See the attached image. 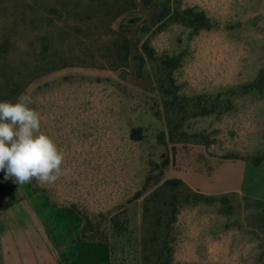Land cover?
<instances>
[{"label":"rangeland","instance_id":"374dc122","mask_svg":"<svg viewBox=\"0 0 264 264\" xmlns=\"http://www.w3.org/2000/svg\"><path fill=\"white\" fill-rule=\"evenodd\" d=\"M150 4L152 24L139 15L123 24L136 27L132 60L86 52L29 93L69 170L32 187L85 218L86 235L110 243L111 264H164L168 253L170 264H264V240L242 230L236 196L164 184L174 180L165 170L180 145L264 150V128L255 135L264 118L254 112L264 98V0L206 17L210 27L198 30L179 23L182 11L198 10L186 0Z\"/></svg>","mask_w":264,"mask_h":264},{"label":"crops","instance_id":"0c3cea01","mask_svg":"<svg viewBox=\"0 0 264 264\" xmlns=\"http://www.w3.org/2000/svg\"><path fill=\"white\" fill-rule=\"evenodd\" d=\"M186 1L210 22L245 9L244 0ZM155 14V5L141 0H0V102L15 103L21 94L64 76L69 61L83 60L86 52L96 59L132 60L139 53L137 31L123 24L139 15L150 25ZM254 112L264 118V98ZM260 118L255 135L264 128ZM230 152L240 157L222 156ZM253 156H259L257 164L249 159ZM165 175L202 196H236L242 230L264 240L261 148L250 143L238 151L229 144L219 150L206 143L180 145ZM82 225L76 211L54 206L48 195L35 193L32 181L5 180L0 171V264H111L110 243L83 241Z\"/></svg>","mask_w":264,"mask_h":264},{"label":"clouds","instance_id":"9594fccd","mask_svg":"<svg viewBox=\"0 0 264 264\" xmlns=\"http://www.w3.org/2000/svg\"><path fill=\"white\" fill-rule=\"evenodd\" d=\"M32 104L28 94L15 103L0 102V171L18 184H54L69 171L63 167L65 152L41 130V113Z\"/></svg>","mask_w":264,"mask_h":264},{"label":"trees","instance_id":"16d2710c","mask_svg":"<svg viewBox=\"0 0 264 264\" xmlns=\"http://www.w3.org/2000/svg\"><path fill=\"white\" fill-rule=\"evenodd\" d=\"M142 4L143 5H148L150 3V0H141ZM160 17V16H159ZM178 18H180V24H182L183 26H187L191 29H195V30H198V29H208L210 27V24H209V20L206 18V16L204 15V13L202 11H198V10H195V9H186L184 11H182L180 13V15L178 16ZM177 21V20H176ZM142 50H144V52H147L148 53V58L150 59V56H151V53L149 51V49H147L145 46H142ZM147 55V54H146ZM142 60V59H140ZM260 77H258L257 81L254 82L253 84H251L252 86H254L257 82H259L260 80ZM139 130L136 129L135 131H133L131 134H132V138H134V135L138 132ZM234 158V157H232ZM254 164H257L259 162V158L257 159H254L252 161ZM167 165V161H163L161 163V166L162 167H165ZM165 185L167 184H172V185H180L181 186V183L179 180L177 179H174L173 181H166L164 183ZM33 191L35 193H37L38 191L34 190ZM82 221H83V225H82V228H81V232H80V236H81V239L83 241H88V242H93V241H99V242H104V241H107L105 238H98V237H95V236H87L86 235V223H85V218H83L82 216H80ZM169 252V251H168ZM169 253H168V257L165 261L164 264H170V259H169Z\"/></svg>","mask_w":264,"mask_h":264}]
</instances>
